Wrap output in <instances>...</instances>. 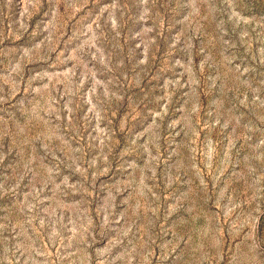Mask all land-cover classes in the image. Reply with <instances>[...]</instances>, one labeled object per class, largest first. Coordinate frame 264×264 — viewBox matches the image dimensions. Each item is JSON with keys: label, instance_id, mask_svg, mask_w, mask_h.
<instances>
[{"label": "rangeland", "instance_id": "374dc122", "mask_svg": "<svg viewBox=\"0 0 264 264\" xmlns=\"http://www.w3.org/2000/svg\"><path fill=\"white\" fill-rule=\"evenodd\" d=\"M0 264H264V0H0Z\"/></svg>", "mask_w": 264, "mask_h": 264}]
</instances>
